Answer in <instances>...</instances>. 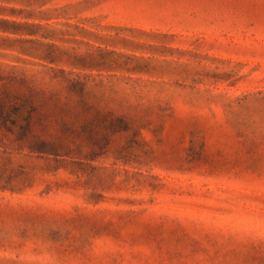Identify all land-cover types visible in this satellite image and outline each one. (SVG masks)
Segmentation results:
<instances>
[{
	"label": "rangeland",
	"instance_id": "obj_1",
	"mask_svg": "<svg viewBox=\"0 0 264 264\" xmlns=\"http://www.w3.org/2000/svg\"><path fill=\"white\" fill-rule=\"evenodd\" d=\"M0 264H264V0H0Z\"/></svg>",
	"mask_w": 264,
	"mask_h": 264
}]
</instances>
